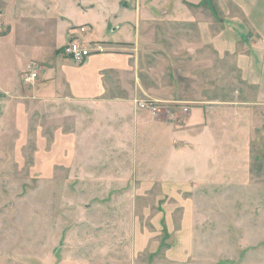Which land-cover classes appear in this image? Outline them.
I'll return each mask as SVG.
<instances>
[{"label": "rangeland", "instance_id": "rangeland-1", "mask_svg": "<svg viewBox=\"0 0 264 264\" xmlns=\"http://www.w3.org/2000/svg\"><path fill=\"white\" fill-rule=\"evenodd\" d=\"M77 2L94 0H0V264H264V40H254L261 84L224 93L227 104L202 111L196 129V105L137 97L156 132L138 129L126 157L87 135L81 160H71L82 144L77 121L92 119L74 100L49 102L41 70L85 61L43 33L65 26L47 8L66 7L75 26L93 17H75ZM207 124L213 134L189 139Z\"/></svg>", "mask_w": 264, "mask_h": 264}, {"label": "crops", "instance_id": "crops-1", "mask_svg": "<svg viewBox=\"0 0 264 264\" xmlns=\"http://www.w3.org/2000/svg\"><path fill=\"white\" fill-rule=\"evenodd\" d=\"M60 8L55 14H52L53 9L47 10L54 23L60 19L65 26L43 32L45 38L59 37L63 45L86 38L87 42H104L108 46L107 52L92 53L81 64L58 60L59 67L48 64L41 70L49 102L66 104L74 100L77 115L92 119L82 127L77 121L78 134L83 135L77 140L82 144L74 147L76 153L71 160L78 156V161L81 160L82 156L77 153L86 144L87 135L96 148L119 150L126 157L131 143L137 141L138 129L148 131L150 128L156 132V121L147 112H137L133 98L161 102L177 99L196 105L191 112L193 119H189L192 122L188 130L192 131L198 127L193 120L202 111L205 115L207 108L212 110L218 103L227 104L224 93L233 98L241 91L238 84L263 80V75L258 78L261 68L257 63L261 58H258L254 40H264V0L77 2L72 9L75 17L77 11L93 13V17L77 25L86 26L88 30L84 32L70 31L77 26L68 18L66 7ZM235 75L241 77L237 79ZM230 77L234 81L229 82ZM58 87L69 93L58 96ZM201 128L198 133L190 134L189 139L215 131L208 124L205 129ZM150 131L148 133L153 135ZM55 142L47 147L54 149L58 145ZM70 148L73 149L67 146ZM114 157L120 158V155L108 156L109 159Z\"/></svg>", "mask_w": 264, "mask_h": 264}, {"label": "built area", "instance_id": "built-area-1", "mask_svg": "<svg viewBox=\"0 0 264 264\" xmlns=\"http://www.w3.org/2000/svg\"><path fill=\"white\" fill-rule=\"evenodd\" d=\"M79 30L84 32L86 27L81 26ZM106 50H108V46L104 42H87L79 40H71L62 47V53L76 61H81L92 53H103ZM36 77L37 73L35 69L29 67V73L26 75L25 80L32 82ZM137 106L143 109H148L152 114L156 112V107L148 100H140Z\"/></svg>", "mask_w": 264, "mask_h": 264}]
</instances>
